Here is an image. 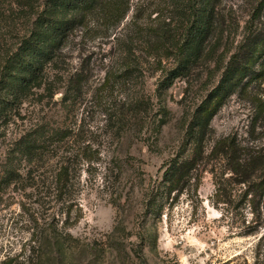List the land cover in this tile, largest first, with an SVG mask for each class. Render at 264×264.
<instances>
[{
    "label": "rangeland",
    "instance_id": "374dc122",
    "mask_svg": "<svg viewBox=\"0 0 264 264\" xmlns=\"http://www.w3.org/2000/svg\"><path fill=\"white\" fill-rule=\"evenodd\" d=\"M122 2L130 5L127 17L108 25L102 12L93 16L99 30H79L51 71L54 97L31 98L0 137V179L23 133L40 129L48 151L32 166L13 159L20 176L10 185L0 180V264H264V195L255 216L238 197L216 195L208 172L197 187L164 198L159 218L143 217L145 198L180 143L184 103L192 108L203 90L196 86L182 103L187 83L176 80L158 102V74L103 85L108 71L115 75L124 67L114 36L136 13L149 23L158 13L169 18L173 0ZM254 2L221 0L226 47L240 39ZM20 8L0 0V60L26 30ZM261 89L255 91L262 96L264 83ZM137 96L143 103L135 114ZM162 104L169 118L158 130ZM253 113L249 98L234 95L212 126L217 135L245 131ZM63 162L71 177L60 200L55 175Z\"/></svg>",
    "mask_w": 264,
    "mask_h": 264
},
{
    "label": "trees",
    "instance_id": "16d2710c",
    "mask_svg": "<svg viewBox=\"0 0 264 264\" xmlns=\"http://www.w3.org/2000/svg\"><path fill=\"white\" fill-rule=\"evenodd\" d=\"M13 1L28 21L25 32L0 60V137L13 120L23 116V106L31 98L54 97L57 91L51 87V71L79 30H99L98 24L91 23L93 16L102 12L108 25H118L131 9L122 0ZM220 4L221 0H173L169 18L158 17V13L149 23L136 13L113 38L124 67L115 75L108 71L103 85L158 74L154 91L158 102L176 80L187 83L182 103L196 86V90H203L192 108L184 103L180 143L149 190L143 217L159 218L163 199L174 200L192 184L197 187L205 172L212 175L216 195L238 197L255 216L260 210L264 195V94L255 88L261 89L264 83V0H255L240 39L231 48L225 46L228 23ZM234 95L249 98L253 116L245 131L217 135L212 121ZM148 101L152 109L153 95ZM141 102L135 97V114ZM159 110L163 117L158 130L169 118L165 105H159ZM40 135L42 131L37 129L16 139L0 179L6 185L20 176L13 159L21 157L32 166L46 156V140ZM70 177L71 166L61 163L55 175L56 199L63 200ZM73 206L66 205V214ZM147 238L156 242L152 234Z\"/></svg>",
    "mask_w": 264,
    "mask_h": 264
}]
</instances>
